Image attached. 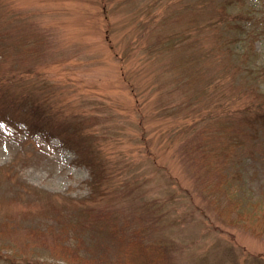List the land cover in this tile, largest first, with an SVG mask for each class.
<instances>
[{"label": "rangeland", "instance_id": "374dc122", "mask_svg": "<svg viewBox=\"0 0 264 264\" xmlns=\"http://www.w3.org/2000/svg\"><path fill=\"white\" fill-rule=\"evenodd\" d=\"M197 1L0 0V264H264V0Z\"/></svg>", "mask_w": 264, "mask_h": 264}, {"label": "trees", "instance_id": "16d2710c", "mask_svg": "<svg viewBox=\"0 0 264 264\" xmlns=\"http://www.w3.org/2000/svg\"><path fill=\"white\" fill-rule=\"evenodd\" d=\"M233 1L234 0H224V2H221L220 4H218L216 2V0H215V4L213 5V8L215 9L216 12H225V11H227V8H228L229 4H231ZM212 2H213V0H198L192 6L197 11L199 10L200 12H202L204 10H207L208 11L210 9V6L212 5ZM219 22H220V20H215V21H213L211 23V26L213 28H216L217 29L219 27V25H220ZM220 27H222V26H220ZM221 29L224 31L223 27ZM215 34L216 33H214V35ZM169 41L172 42L167 47L169 49H170L171 46L180 45L182 43V41H181V43L180 42L176 43L173 40H169ZM189 55L190 54H186V57H184V59H183V61L181 63L185 62L186 60L189 62V58H188ZM182 58H183V56H182ZM218 58H219V56H218ZM221 61H223V60H221ZM230 61H232L231 58H230ZM195 65L197 67V62H196ZM239 68H240V66H239ZM263 68H264V66H263ZM176 70H179L180 71V67L178 69H176ZM251 71H252V69L249 72H247L245 75H243V76L246 78L249 75L252 74V76H253V74H254L255 77L257 78L255 81H257L259 79L258 77L260 76V74L258 72H256V71H252V72ZM262 72L263 71L261 70V73ZM256 89L254 88L253 91L256 92L257 91ZM19 107L24 108V110L21 111V114L24 116V117L21 118V120L27 123L28 128H29V130L31 132H41V133L47 134L48 136H49L50 133H53L50 130L51 129L50 128V125L44 119V115L41 112V104H40V102H36V99H25L22 102V105L19 106ZM252 110H254L253 113L255 115L252 116V119L250 120V122H251L250 128L251 129H256L257 126L258 127L261 126L262 128H264V99L260 100V103L257 104V106H253L252 107ZM5 119H7V118H5ZM11 119L15 121V115L11 116ZM14 121H12V122H14ZM256 131H258V130L256 129ZM63 138L65 140L67 139L64 136H63ZM70 145L74 149H76L77 151H79V147L77 145H74V144H70ZM217 153H219V152L217 151ZM217 153H216V155H213L212 156V158H213L212 160H214V162H213V164H211V166H210V168H209L208 171H210V170H213V171H215V170L216 171L221 170L220 158H219V154L217 155ZM202 157L203 156H201V158ZM88 165L91 167V171H92V175H93V177H92V179H93L92 187H93V190H96L97 188H99L98 183H97V180H98V177L101 176L103 169L99 168V166H98V164L96 162H94V163L93 162H88ZM248 212H251L252 214H254V212L252 210H248ZM260 214H264V212L263 213H260ZM254 215H256V214H254ZM249 216L250 217L248 219H249V221H251V219H252L253 216L251 214H249ZM244 220H245V218H244V214L242 212V213H240V216L238 217V221L241 222V221H244ZM255 230H257V229L255 228ZM258 230H261L264 233V228L263 227L259 226ZM258 233H262V232L258 231Z\"/></svg>", "mask_w": 264, "mask_h": 264}]
</instances>
